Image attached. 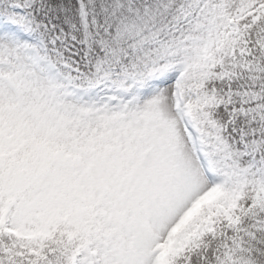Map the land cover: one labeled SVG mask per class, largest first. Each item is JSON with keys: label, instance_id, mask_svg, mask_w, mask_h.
Masks as SVG:
<instances>
[{"label": "snow or ice", "instance_id": "6c2138e0", "mask_svg": "<svg viewBox=\"0 0 264 264\" xmlns=\"http://www.w3.org/2000/svg\"><path fill=\"white\" fill-rule=\"evenodd\" d=\"M0 264H264V0H0Z\"/></svg>", "mask_w": 264, "mask_h": 264}]
</instances>
